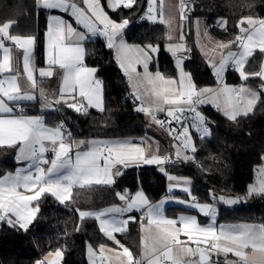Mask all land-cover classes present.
Returning <instances> with one entry per match:
<instances>
[{
    "label": "snow or ice",
    "instance_id": "1",
    "mask_svg": "<svg viewBox=\"0 0 264 264\" xmlns=\"http://www.w3.org/2000/svg\"><path fill=\"white\" fill-rule=\"evenodd\" d=\"M155 3L156 0H147L148 10L145 16L149 20H155ZM136 4L137 0H107L106 7L112 12H118L121 8L131 10ZM37 5L70 13L75 24L82 25L87 33L103 36L107 41L106 46L116 50L119 66L129 81L134 79L133 74H135L137 81H146L152 86L151 95L155 98L153 102L157 104L156 111H166L168 119L166 121L158 119L155 112L143 105L136 107L135 110L150 115L152 122L161 128L168 125L165 130L177 142L175 144L177 160L181 158L182 151H196L190 128L195 129L202 137L210 135L207 118L198 111V106L212 104L230 121L236 122L238 117L249 115L260 99L259 94L249 88L229 86L223 81V75L231 66L239 73L242 80L249 79V75L264 79V68L258 73L245 72V65L254 52L258 49L264 53V18L242 17L237 25L239 35L235 37V40L218 45L221 49L229 50L227 55H222L217 63H210L219 85L218 88L213 89L198 88L191 74L184 72L182 60L179 57L176 60V66L179 69L178 81L166 80L159 71L154 75L149 73V63L153 59L152 54L159 51L158 46L148 44L141 48L138 45H128L123 38V33L130 21L121 19L117 22L112 19L101 0H81L80 4L75 0H37ZM184 8L185 0H181V19L186 18ZM49 19V29L46 33L49 67L40 68L38 71L41 77H51L53 66H58L63 70V82L60 98L54 102L47 101L41 92V98L45 99L44 106L51 108L62 104L85 115L89 108H96L103 112V82L96 78L98 69L84 65L83 45L88 39L87 33L79 31L71 22L61 17L52 16ZM245 24L247 27H244ZM218 25L226 30L227 20L218 21ZM11 27L12 22L3 23L0 26V50L3 51L0 73L11 71V49L6 46V42L10 41L23 50V72L35 87L31 50L36 38L31 35H11L9 32ZM233 46H236L238 51H231ZM167 50L173 56H177L186 49L183 43H178L169 44ZM137 65L143 66V74L137 72ZM160 83L178 86L159 89ZM133 89L134 101L140 100L139 84H133ZM33 99L35 97L31 93H21L17 75L0 79V146L17 148L16 160L29 162L27 169L20 168L14 174L7 173L0 177V223H6L14 229L27 232L37 217L39 201L45 194H50L60 203H65L71 199L74 186L83 188L93 184L114 185L116 178L122 175L121 167L127 168L133 164L157 165L161 166L159 168L161 172H165L162 165L174 162L168 155L146 156L145 148L141 146L144 143L143 140L140 144L131 140L79 141L75 142L77 149L84 144L88 147L83 151L77 150L73 157L72 144L66 142V139L72 140L71 132L65 129L63 123L48 127L41 116L13 115L16 110L15 105L20 101ZM189 120H191L190 126ZM173 123L178 125V128L171 127ZM45 142L52 147H46ZM49 151L53 153L51 161L45 155ZM183 159L191 160L193 157L184 155ZM44 165L50 166L45 168ZM168 179L176 180L178 185L191 183L189 180L180 181L170 175ZM183 190L190 193V189L186 187ZM116 195L123 201V206H112L95 212L79 209L77 211L81 220L85 218L98 220L100 231L123 249L122 253L116 254L118 264H168V262L171 264H216L212 253H223L225 256L231 253L239 258L237 261H227L226 264H264V226L222 225L218 230L214 222L201 225L197 216L167 218L162 210L163 201L155 204L150 202L143 190H138L135 194L125 190ZM247 195L264 196V167L258 170L257 182L248 185ZM34 202L35 207H33ZM225 202L231 204L236 201L227 199ZM191 206L197 208L204 216H215L216 210L211 204L193 203ZM134 210L143 213L141 228L147 233L141 238L144 249L140 259H134L133 253L114 235V233L125 232L126 226L135 221V217L131 215L125 219L121 218L125 213H131ZM144 219L147 220V227L143 223ZM182 235L186 237V240L181 239ZM88 252L90 264H95V252L90 244ZM103 253L104 245H101V264L105 259ZM48 255L55 256L57 259L45 258L36 261L35 264H57L63 252L57 249L55 253ZM185 257L189 259L186 260Z\"/></svg>",
    "mask_w": 264,
    "mask_h": 264
},
{
    "label": "trees",
    "instance_id": "2",
    "mask_svg": "<svg viewBox=\"0 0 264 264\" xmlns=\"http://www.w3.org/2000/svg\"><path fill=\"white\" fill-rule=\"evenodd\" d=\"M109 16L120 21H130L124 30L126 41L140 45L157 44V64L163 74L172 76L175 66L172 57L164 50V27L160 22L137 23L135 18L142 11L146 0H137L130 9L121 8L112 12L106 7ZM251 6V7H249ZM188 21L183 24L182 33L186 43L184 68L191 74L197 87L215 83L209 62L199 49L193 31V19H204L211 37L225 43L235 40L239 33L238 23L245 16L259 19L264 15V0H188L186 2ZM48 10L37 5V0H0V26L12 22L11 35L34 36L35 66L43 65V36ZM222 17L227 20L226 30L216 25ZM8 43H11L10 41ZM101 37L84 42V64L98 69L97 77L103 82V107L101 112L89 108L87 115L77 113L64 105H56L53 110L41 108L40 99L19 103L23 114L41 116L50 126L64 124L71 132L72 139L104 137L109 139L128 138L139 140L146 131L147 119L144 113L135 110L130 99L128 77L117 63L113 49L106 46ZM236 48L233 46L231 49ZM188 54V57H187ZM264 68V53L256 50L245 65L248 74L258 73ZM54 91L57 89L58 75L46 79ZM40 77L36 79L37 88ZM224 81L230 84L247 83L259 90L260 99L247 116L230 121L221 111L211 105H201L200 110L207 118L210 135L193 136L196 151L191 160H175L166 164L167 171L191 178V194L201 202H214L218 221H261L264 226V196H249L248 201L236 205H226L218 200L221 194H243L254 178V168L264 164V79L249 75L242 80L239 73L229 67ZM261 85V86H260ZM138 104V101H137ZM16 148L0 146V176L15 169ZM126 189L131 194L143 190L150 201L159 199L166 193V176L156 165H131L122 170L112 186L91 185L73 187L72 197L60 203L56 197L45 194L39 201V212L27 232L0 225V264H35L51 251L63 252L62 264H89L85 248L89 244L97 247L111 242L99 229L94 218L81 220L79 212L98 210L118 201L116 195ZM172 195L188 198L187 192L174 191ZM214 198V200L212 199ZM35 207V202L33 203ZM186 211L181 207L170 206L168 215ZM197 214L200 221L206 216ZM121 243L136 257L139 252V230L137 222H130L127 231L117 234Z\"/></svg>",
    "mask_w": 264,
    "mask_h": 264
},
{
    "label": "crops",
    "instance_id": "3",
    "mask_svg": "<svg viewBox=\"0 0 264 264\" xmlns=\"http://www.w3.org/2000/svg\"><path fill=\"white\" fill-rule=\"evenodd\" d=\"M75 2L78 3V4H80L81 3V0H75ZM81 6H83V5H81ZM41 8H43V7H41ZM43 9H46V8H43ZM46 10H48V14H47V17H46L45 32H44V36H43V65L42 66H35V61H34L35 60L34 59V46H33L32 50H31L32 51V64L34 65V78H35V81L39 77L41 79L45 80V81H41L40 82L41 83L40 84V87H38V88H37L36 85H35V87L32 86L31 82L28 81L26 74L23 72V50L17 48L15 46V44L12 43V42L11 43L6 42V46L11 49V56H12L11 71L5 72V73H0V79H4L5 77L11 76V75H17V83H18V85H19V87L21 89V93L22 94L23 93H26V92L27 93H31L32 95H34L35 99L36 98H39L40 99V105H41V108L42 109H44V110H53L56 105L54 107H51V108L45 107L44 106V103H45V99L44 98H46L47 101H49V102H54V101H56L57 99L60 98V88H61L62 82H63V70L59 69L58 66H53V68H52L53 75H55V74L58 75V84H57L56 91H54L53 88L50 86V84L47 82L46 79H48L49 77H41L39 75V71H38L40 68L47 69L49 67V65L47 63V60H48V56H47L48 40H47V36H46V33L48 32V29H49V24H50V19L49 18L52 17V16H58V17H61L62 19L66 20V21L71 22L73 24V27H76L79 31H84V32L87 33V30L84 29L82 25H76L75 24V21H74V18L71 17L70 13H66V12H64L62 10H59V9H46ZM118 22H120V21H118ZM244 27H247V25L245 24ZM87 36H88V39L91 38L90 36H97V37H101L102 38V36L92 35L91 33H87ZM123 38H125L124 37V33H123ZM104 40H105V38H104ZM105 42L107 44V41L106 40H105ZM198 47L201 50V52L203 53V55H204V52L201 49V46L198 45ZM233 49H234V51H238L237 47L236 48H233ZM218 50H219V48L216 45H214L213 42H207V45H206V55H204L205 58L206 57H210V56L213 57V58L217 57V55L219 53ZM224 50H228V49H224ZM2 58H3V51L0 50V60H2ZM85 66L92 68V66H88V65H85ZM229 67H231V66H229ZM227 69H226V71H227ZM96 78H98V77L96 76ZM223 81H224V75H223ZM226 84H228L231 87H236V88H239V87L243 86V87H246V88H249L250 89V87H251L247 83H240V84H236V85L230 84V83H226ZM130 91H131V93H133V91L131 90V88H130ZM41 92H43L44 98H41ZM24 101H27V100H24ZM20 102H23V101H20ZM19 103L17 105H15V109L16 110L14 111L13 115L35 116V115H31V114H23L20 111L21 109H20ZM208 105L213 106L212 104H208ZM10 106H12V105L10 104ZM161 114L166 115V112L161 113ZM145 117L147 119L146 131L142 135V137L139 140H137V141H133V140L128 139V138L109 139V138H104V137H91V138H87V139H72L71 141H67V139H66V142H69V143L72 144V155H73V157H74V154H75V152L77 150L83 151V150H86L87 147H88L87 144H84V145H80L79 149H77V144L75 142H79V141H85V142H87V141H92V140H98V141L99 140H107V141H113V140H131L132 142L137 143V144H140L141 141L143 140L144 143L141 146L145 148V155L146 156H150L152 154H159L161 156H163V155H171V151H172L171 149L167 153V145H168V142H169V134H168V131H166L165 129H163L160 126H158L155 123H153L152 120H151V116L150 115H147L146 114ZM45 125L48 126V127H54V126H50V125H47V124H45ZM45 146L48 147V148H51L52 147V145L49 144V143H47V142H45ZM17 151H18V149L16 148L15 158H16V155H17ZM45 155H46V158L49 161H51V159H53V154L48 155L46 153ZM16 162H17V165H16L15 169L13 171L7 172V173H13L14 174L17 169H20V168L27 169L29 167V162L28 161H17L16 160ZM166 164L163 165V167L165 168V170H167L166 169ZM133 165H136V164H133ZM139 165H141V164H139ZM48 166H50V165H44L45 168H47ZM157 168L159 169V166H157ZM123 169L124 168L121 167L120 168V171L122 172ZM7 173H5V174H7ZM5 174H3L0 177H3ZM137 191L138 190H136L132 194H135ZM171 192H173V191H168V189H166V193L163 196H161L159 199H157L155 201H150V200L149 201L152 202V203H154V204L163 201L162 210H163L164 215L167 218H169V219H178L180 216H197L196 213H193L191 211L197 212V213L201 214L202 216H204L202 213L199 212V210L197 208L191 206L193 203H197L198 202V200L196 198L193 199V200H191V199H189V197L188 198L177 197V196L172 195ZM199 202H201V201H199ZM210 203H212V202H210ZM199 204H201V203H199ZM211 205L217 211L216 204L213 202ZM112 206H123V201H121L120 199H118L117 202L112 203V204H109V205H107V206H105V207H103L101 209H98V210H83V211H92V212H95V211H100L102 209L109 208V207H112ZM170 206L181 207V208L186 209V211L177 212L174 215H168L166 213V210ZM216 211H215V216L214 217L206 216L207 219L204 220V221H200L199 218L197 217L198 222L201 225H207L209 223H213L214 222L218 230H219L220 226H222V225L223 226H229V225H233L234 226V225H238V224H229L230 222H238V221H218V219H217V212ZM129 215L135 217V221L137 222V225H138L139 235H141V236H139V241L141 243V238L144 237V236H146V234L143 235V232L140 233L141 222H142L141 218H142L143 213L141 211L134 210L131 213H125L124 216L121 217V218L122 219H125ZM96 222H97V224L99 226V221L96 220ZM143 223L147 227V220L146 219L143 220ZM128 227H129V224L126 226V228L128 229ZM117 234L118 233H114L116 239L119 240ZM181 239L182 240H186V237H184L182 235L181 236ZM109 240L111 242L102 243V244L98 245L97 247H92L93 250H94V252H95L94 259H95V263L96 264H101V258H100V246L101 245H104V252L110 251L112 249H117V248L122 249L113 240H111V239H109ZM143 249H144V247H143V244L141 243V250H139L138 255L136 257H133V258L140 259L141 258L140 254L143 251ZM55 251H51V252L46 253L43 256L42 260H44L45 258H47L49 260L57 259L55 256L49 257V255H48L49 253H55ZM219 254H222L223 255V253H219ZM222 255H221V259H223L222 261L225 262L227 256L225 257V256H222ZM61 259L62 258H59L57 260V264H62ZM88 262L90 264V258L88 259ZM103 264H106L105 263V260L103 261Z\"/></svg>",
    "mask_w": 264,
    "mask_h": 264
},
{
    "label": "rangeland",
    "instance_id": "4",
    "mask_svg": "<svg viewBox=\"0 0 264 264\" xmlns=\"http://www.w3.org/2000/svg\"><path fill=\"white\" fill-rule=\"evenodd\" d=\"M106 3H107V0H106ZM180 6H181V0H156V3L154 5V8H155V12H154L155 20H149L148 19L149 21L160 22V23L163 24V27H164V37L166 39V42L164 43V50L173 59V63H174V66H175V73L172 76H167V75L163 74L158 68H155V69L152 68V64L153 63L157 64V54H158V52L152 54L153 59L149 63V69H148V71H149V73H151L153 75L156 72L159 71L166 80H168V79H176L178 81V79H179V69L176 66V60L179 57L182 60V66H183V61H184V59L186 57V55H185L186 50L184 52H182V53H178L177 56H173L167 50L169 44L175 45V44H178V43H183L184 46H185V49H186V43H185V40H184V37H183V33H182L181 27H183V24H186L187 23L188 17H187V14H186V18L185 19H181ZM161 9H162V13H161ZM186 11L187 10H186V0H185L184 12L186 13ZM220 20H225V19L222 18V17H219L216 20V25L217 26H219L218 25V21H220ZM192 21H193V31H194L195 41H196L197 45H200L201 46V49L203 50L204 55H206V45H207V42H213V44L216 45L217 47H218V45L220 43H225L223 41H220L219 39H216L214 37H211V35L208 33L207 26L205 25L204 19L199 18V17H195ZM6 23H8V22H6ZM205 33H206V35H205ZM237 35H239V33ZM181 36L183 37L182 40H181ZM90 37L91 38H96L97 36H90ZM169 37H171V39H169ZM102 38L104 39L103 36H102ZM124 40L126 41L125 38H124ZM126 42H127L128 45H138L141 48H143L144 46H146V45H140V44H137V43H131V42H128V41H126ZM151 45L158 46L157 44H151ZM218 48H219V50H218L219 53H218L217 57H215V58H213L211 56L210 57H206V59L209 62V64L210 63H217L221 59V56L222 55H227V51L229 49L228 50H224V49H221L220 47H218ZM230 50L231 51H234V49H230ZM113 52H114V55H115L116 60H117L116 50L113 49ZM117 63H118V61H117ZM118 65H119V63H118ZM136 70H137L138 73L143 74L144 69H143V66L142 65H137L136 66ZM183 70H184V72L189 73L184 68V66H183ZM212 72H213V70H212ZM133 76H134V79L131 82L128 79L129 86H130L131 90L134 91L133 84H139V94H140V97H141V99L138 100V104H137L136 107L141 106V103H144L145 107L146 108H150L153 112H155V114L164 113V112H158V111H156L157 104L153 102L155 98L151 95V87L152 86L151 85H148L146 81H137L135 79V74H133ZM177 86L178 85L169 86V85L160 83L158 85V88L159 89H164V88H167V87H177ZM206 87L207 88H213V89L218 88L219 85L217 84L216 77H215V83L214 84L205 85V86H201V87H198V88H206ZM250 89L252 91H254V92H257L259 94V90L254 89L252 87H250ZM204 105H206V104H204ZM198 111L201 112L200 109H198ZM144 115H146V114L144 113ZM192 140H193V138H192ZM176 143L177 142H175L174 145H173V148H171V150H172L171 151V155H168L171 158L172 161L177 160L176 155H175L176 154V147H175V144ZM192 154H193V152L191 150H189L188 152L182 151L181 152V158L178 159V160H184L183 159V156L184 155H188V156H191L192 157ZM160 167L161 166H159V168ZM162 167H163V165H162ZM261 167H264V164L259 165V166H257V167L254 168V178H253V180L249 184H255L257 182L258 170ZM163 173H165V176H166V189H168V191H173V192L174 191H183V192H185L183 190V188L186 187V188L190 189V193L187 192L189 194L188 195L189 199H191V200L195 199V196L191 194V184H192V182L190 184H187V185H185L183 183H180L178 185L176 180H169L168 179V176L170 175V176H173V177L178 178V180H180V181H183V180H189V181H191V178L190 177L184 176V175H179V174H176L174 172L167 171V170H165V172H163ZM170 185H172L173 187L170 188L169 187ZM247 188H248V186H247ZM221 197H223L225 199L222 200V199H220ZM248 198H249V196L247 195V190L243 194H221V195L218 196V200L221 203L226 204V205H236V204H239V203H245V202L248 201ZM212 199L214 200V198H212ZM227 199H233L236 202L229 204V203H226L225 202V200H227ZM197 203H201V204H212L210 202H199V201ZM229 224L254 225V226H257V227L263 226V223L261 221H238V222H230ZM141 232H143V235L147 234L146 231L142 230V228L140 229V233ZM139 236H141V235H139ZM190 246L195 247V245H190ZM143 247H144V245H143ZM139 250H141V243H140ZM122 251H123V249L117 248V249H112L110 251L104 252L103 255H104V258H105L104 259L105 260V263L106 264H118V261L116 259V254L117 253H122ZM221 255L222 254L212 253L213 260L216 262V264H226L227 261H237L239 259V258L235 257L233 254L229 253V254H227V258H226V260L224 262V261H222L223 259H221ZM85 256L87 257V259H89L88 258L89 257L88 246H86V248H85ZM222 256H225V254H223ZM185 259L187 260L189 258L186 257ZM192 259H196V258H192Z\"/></svg>",
    "mask_w": 264,
    "mask_h": 264
},
{
    "label": "built area",
    "instance_id": "5",
    "mask_svg": "<svg viewBox=\"0 0 264 264\" xmlns=\"http://www.w3.org/2000/svg\"><path fill=\"white\" fill-rule=\"evenodd\" d=\"M187 1H188V0H186V2H187ZM147 10H148V5H147V0H146V4H145L144 8L142 9V11H141V12L137 15V17L135 18V21H136L137 23H143V22H145V21L148 20V19L146 18V16H145V13L147 12ZM260 18H264V15L261 16ZM97 79L101 80L100 77H98ZM141 105H143V106L145 107L144 103H141ZM200 107H201V106H198V109H200ZM156 115H157V118L160 119V120H162V121H166V120L168 119L167 116L164 115V114H156ZM188 124H189V126H190V124H191V120L188 121ZM207 126H208V124H207ZM167 127H168V125L166 124V125H165V128H163V129H166ZM171 127H173V128H178V125H176L175 123H173V124L171 125ZM208 128H209V126H208ZM190 132H191L192 138H193L194 135H196V136H198V137H202V136L200 135V133H198V132L195 131V129H191V128H190ZM175 142H176V141H174V140L172 139V137L169 136V142H168V145H167V153H168L169 150L173 147V145H174ZM188 151H189V150H188ZM188 151H187V152H188ZM47 154H48V155H51V154H53V153H52L51 151H49V152H47ZM125 190H126V189H122V190H120V193H123ZM1 224H2V223H0V225H1ZM168 264H171V262H168Z\"/></svg>",
    "mask_w": 264,
    "mask_h": 264
},
{
    "label": "water",
    "instance_id": "6",
    "mask_svg": "<svg viewBox=\"0 0 264 264\" xmlns=\"http://www.w3.org/2000/svg\"><path fill=\"white\" fill-rule=\"evenodd\" d=\"M187 57H188V54H187ZM130 99H131V101H132V104L133 105H137V101H134V98H133V95H132V93H130Z\"/></svg>",
    "mask_w": 264,
    "mask_h": 264
}]
</instances>
